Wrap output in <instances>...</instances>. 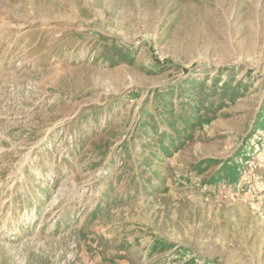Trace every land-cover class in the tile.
I'll use <instances>...</instances> for the list:
<instances>
[{"label": "rangeland", "instance_id": "rangeland-1", "mask_svg": "<svg viewBox=\"0 0 264 264\" xmlns=\"http://www.w3.org/2000/svg\"><path fill=\"white\" fill-rule=\"evenodd\" d=\"M0 264H264V0H0Z\"/></svg>", "mask_w": 264, "mask_h": 264}]
</instances>
